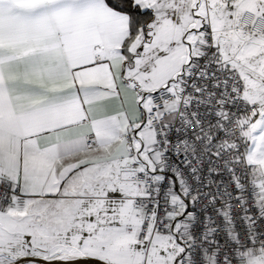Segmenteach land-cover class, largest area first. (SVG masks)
Returning <instances> with one entry per match:
<instances>
[{
    "label": "snow or ice",
    "instance_id": "snow-or-ice-1",
    "mask_svg": "<svg viewBox=\"0 0 264 264\" xmlns=\"http://www.w3.org/2000/svg\"><path fill=\"white\" fill-rule=\"evenodd\" d=\"M0 264H264V0H0Z\"/></svg>",
    "mask_w": 264,
    "mask_h": 264
}]
</instances>
